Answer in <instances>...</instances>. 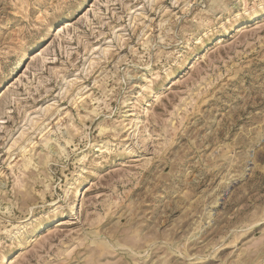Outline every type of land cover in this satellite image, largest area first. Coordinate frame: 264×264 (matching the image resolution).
Here are the masks:
<instances>
[{"label":"rangeland","instance_id":"obj_1","mask_svg":"<svg viewBox=\"0 0 264 264\" xmlns=\"http://www.w3.org/2000/svg\"><path fill=\"white\" fill-rule=\"evenodd\" d=\"M0 264H264V0H0Z\"/></svg>","mask_w":264,"mask_h":264}]
</instances>
